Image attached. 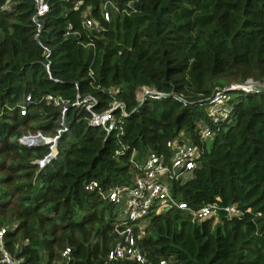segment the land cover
<instances>
[{"label":"trees","instance_id":"16d2710c","mask_svg":"<svg viewBox=\"0 0 264 264\" xmlns=\"http://www.w3.org/2000/svg\"><path fill=\"white\" fill-rule=\"evenodd\" d=\"M46 1L39 33L34 0H0V228L7 227V249L23 264H134L108 261L118 210L85 185L132 182L134 162L152 152L169 157L168 141L185 131L205 150L171 189L192 208L216 204L219 216L195 221L177 207L152 214L139 240L143 253L150 264H264V88L226 90L248 79L264 83V0ZM109 2L118 11L109 5L107 21ZM87 16L103 29L87 28ZM144 86L166 96L142 103ZM219 91L229 115L215 121L208 107ZM46 95L69 101L68 129L56 158L41 167L51 145L21 140L62 128L63 106ZM79 95L95 96L96 112L114 98L124 102L122 129L90 125L92 112L73 105ZM204 125L214 133L210 147L199 138ZM229 205L243 214L229 216Z\"/></svg>","mask_w":264,"mask_h":264},{"label":"built area","instance_id":"2783aa9c","mask_svg":"<svg viewBox=\"0 0 264 264\" xmlns=\"http://www.w3.org/2000/svg\"><path fill=\"white\" fill-rule=\"evenodd\" d=\"M37 5V14L35 22L38 25L40 33L42 29L41 17L49 11V4L46 0H34ZM82 1L77 2V6ZM131 3H129L130 5ZM109 5L116 11L118 7L114 3H107L104 7L103 16L109 21L112 18V11ZM6 4L1 9L6 8ZM84 25L90 29L102 30L101 24L92 17L86 18ZM50 66V62L48 64ZM264 88V83L248 79L242 84H232L226 90H244L246 92L255 91ZM119 89H112V94H117ZM143 101L147 97L161 98L166 93L160 92L152 87L144 86ZM225 91V90H224ZM45 98L52 101L57 106H63L62 112V128L58 130L57 135L48 137L41 131L24 136L21 140L28 146H39L41 144H50L51 152L41 161V167H44L58 154V141L61 134L68 128L64 124L65 114L68 109L69 101L52 95H46ZM140 100V99H139ZM143 102L142 100H140ZM32 98L28 96L26 103H31ZM84 104L86 108L92 112L90 125L103 127L108 133L115 129H122L120 125L121 118L127 116L128 112L126 104L117 99H113L109 109L96 112L94 108L99 104L98 99L93 95H88L84 99L79 95L77 101L73 105ZM226 95L223 91H219L210 100L208 107L209 115L218 121L219 118L226 119L229 110L226 108ZM120 111V116L115 117L114 112ZM27 113V105L22 106V114ZM210 137H214L213 130L209 126H200L199 138L202 144L207 143ZM171 150L170 156L152 152L147 156L143 163L134 162L137 168V174L132 184H115L108 188H104L97 180H92L85 185L88 191H97L104 201L118 206V217L114 225V230L118 234V240L113 244L109 254L108 261L128 260L134 264H150L146 255L139 244V240L143 237L145 227L152 214H159L166 210L177 207L190 211L195 221H203L208 218L219 216V207L216 204H206L195 209L190 207L185 201L176 197L171 189L170 182L173 180H181L186 174L192 172L197 167L201 155L204 153L205 146L192 142L185 131H181L167 143ZM126 148V147H125ZM134 156V153H133ZM229 216H240L243 212L237 205H229L224 208ZM7 227L0 228V264H23L22 259L16 258L6 245ZM71 248H67L63 255L69 257ZM165 261H162L164 264Z\"/></svg>","mask_w":264,"mask_h":264},{"label":"rangeland","instance_id":"374dc122","mask_svg":"<svg viewBox=\"0 0 264 264\" xmlns=\"http://www.w3.org/2000/svg\"><path fill=\"white\" fill-rule=\"evenodd\" d=\"M111 7H112V6H111ZM109 8H110V6H109ZM142 92H143V91H139V99L143 101L144 95H143ZM231 95H232V98H235L236 93H233V94H231ZM213 140H214V137H210V138L207 140V144H208L209 147H210L211 144L213 143ZM188 176H189V174H186V175L183 177V180L187 179ZM134 179H135V178H134ZM134 179L132 180V182H130V183H128V184H132V183L134 182ZM116 209L118 210L119 207L117 206Z\"/></svg>","mask_w":264,"mask_h":264},{"label":"water","instance_id":"95a60500","mask_svg":"<svg viewBox=\"0 0 264 264\" xmlns=\"http://www.w3.org/2000/svg\"><path fill=\"white\" fill-rule=\"evenodd\" d=\"M143 102H144V101H143ZM143 102H142V103H143Z\"/></svg>","mask_w":264,"mask_h":264}]
</instances>
